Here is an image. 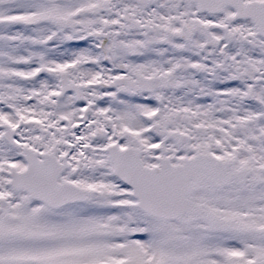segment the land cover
Segmentation results:
<instances>
[{
  "label": "snow or ice",
  "instance_id": "6c2138e0",
  "mask_svg": "<svg viewBox=\"0 0 264 264\" xmlns=\"http://www.w3.org/2000/svg\"><path fill=\"white\" fill-rule=\"evenodd\" d=\"M0 264H264V0H0Z\"/></svg>",
  "mask_w": 264,
  "mask_h": 264
}]
</instances>
